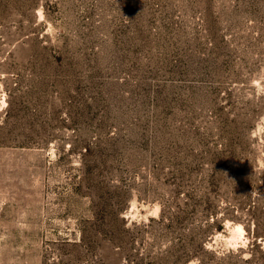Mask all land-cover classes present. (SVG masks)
<instances>
[{
    "label": "rangeland",
    "instance_id": "rangeland-1",
    "mask_svg": "<svg viewBox=\"0 0 264 264\" xmlns=\"http://www.w3.org/2000/svg\"><path fill=\"white\" fill-rule=\"evenodd\" d=\"M261 117L264 0H0V264L230 251L225 216L264 190Z\"/></svg>",
    "mask_w": 264,
    "mask_h": 264
},
{
    "label": "trees",
    "instance_id": "trees-1",
    "mask_svg": "<svg viewBox=\"0 0 264 264\" xmlns=\"http://www.w3.org/2000/svg\"><path fill=\"white\" fill-rule=\"evenodd\" d=\"M222 185H218L220 187ZM217 185H210V189H207L201 193L200 202L197 207L202 208L206 214H214L216 207L212 192L216 193ZM234 195L241 197L244 193L242 185H238L233 188ZM245 197V195H244ZM230 214L225 216L236 222H240L245 225L248 235L252 237L253 243L248 246L247 249H240L238 252L228 251L223 254H216L215 251L207 249L203 242L197 241L195 236L193 238H185L169 243L165 249L161 250L158 255L152 252L142 253L138 250L131 251L130 249H124L115 251L111 249L112 263L107 262L106 254H103L102 264H188L193 258H198L199 262L196 264H229L242 261L243 263H250L256 258V254L260 256L257 259L260 260V264H264V240H260L264 237V190L259 192L258 195L249 200L248 196L245 200L232 204L230 208ZM185 210L178 211L171 219V222L176 223L182 219ZM160 219L158 221H164V209L160 213ZM223 219V218H222ZM152 221H157L152 219ZM220 223L219 227H222ZM104 237L108 239L110 243L118 244L117 238L119 235H132L130 228H125L120 223L113 222L112 219H108L98 227ZM201 232L205 230L200 229ZM203 238V237H202ZM201 240V239H200ZM253 247H258L259 251L254 252ZM247 251L251 256V259L243 257V253Z\"/></svg>",
    "mask_w": 264,
    "mask_h": 264
},
{
    "label": "clouds",
    "instance_id": "clouds-1",
    "mask_svg": "<svg viewBox=\"0 0 264 264\" xmlns=\"http://www.w3.org/2000/svg\"><path fill=\"white\" fill-rule=\"evenodd\" d=\"M256 83V82H254ZM252 135L254 138H262L264 139V117H261L255 128L252 130ZM229 223H234L229 221ZM260 240H264V237H261ZM253 241L249 238L248 232L244 224L235 223V238L231 241L230 250L234 252H238L240 249H247ZM246 259H251L250 255H246Z\"/></svg>",
    "mask_w": 264,
    "mask_h": 264
}]
</instances>
